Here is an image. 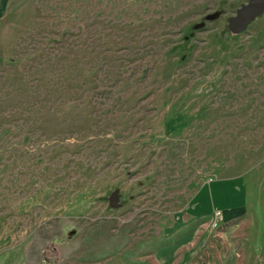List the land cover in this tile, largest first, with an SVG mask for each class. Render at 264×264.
Returning <instances> with one entry per match:
<instances>
[{
	"label": "rangeland",
	"instance_id": "1",
	"mask_svg": "<svg viewBox=\"0 0 264 264\" xmlns=\"http://www.w3.org/2000/svg\"><path fill=\"white\" fill-rule=\"evenodd\" d=\"M248 1L0 0V264H154L232 177L211 259L264 264V12L228 28Z\"/></svg>",
	"mask_w": 264,
	"mask_h": 264
},
{
	"label": "crops",
	"instance_id": "2",
	"mask_svg": "<svg viewBox=\"0 0 264 264\" xmlns=\"http://www.w3.org/2000/svg\"><path fill=\"white\" fill-rule=\"evenodd\" d=\"M229 179L223 183L205 184L196 191L186 207L187 222L171 228L166 242L151 253L154 264H236V254L229 246L222 259L215 263L207 245L210 232L215 229L211 227L213 209L222 212L220 227L224 232L231 230L230 220L242 209L243 200L237 179ZM213 193L227 198V203L220 207L213 206Z\"/></svg>",
	"mask_w": 264,
	"mask_h": 264
},
{
	"label": "water",
	"instance_id": "3",
	"mask_svg": "<svg viewBox=\"0 0 264 264\" xmlns=\"http://www.w3.org/2000/svg\"><path fill=\"white\" fill-rule=\"evenodd\" d=\"M262 12H264V0H249L228 19V28L233 32H240Z\"/></svg>",
	"mask_w": 264,
	"mask_h": 264
},
{
	"label": "built area",
	"instance_id": "4",
	"mask_svg": "<svg viewBox=\"0 0 264 264\" xmlns=\"http://www.w3.org/2000/svg\"><path fill=\"white\" fill-rule=\"evenodd\" d=\"M222 223V212L214 211L212 214L211 225L213 228H218Z\"/></svg>",
	"mask_w": 264,
	"mask_h": 264
},
{
	"label": "flooded vegetation",
	"instance_id": "5",
	"mask_svg": "<svg viewBox=\"0 0 264 264\" xmlns=\"http://www.w3.org/2000/svg\"><path fill=\"white\" fill-rule=\"evenodd\" d=\"M242 5H243V4H242ZM237 9H238V8H237ZM237 9H236V10H237ZM236 10H235V12H236ZM232 16H233V15H232ZM232 16H230V17H232ZM230 17H229V18H230ZM229 18H228V19H229ZM228 24H229V22H228Z\"/></svg>",
	"mask_w": 264,
	"mask_h": 264
}]
</instances>
